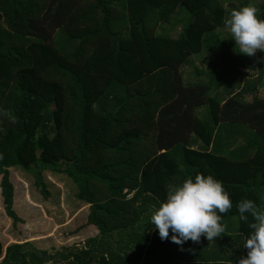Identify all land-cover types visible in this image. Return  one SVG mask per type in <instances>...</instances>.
Wrapping results in <instances>:
<instances>
[{
  "label": "trees",
  "instance_id": "obj_1",
  "mask_svg": "<svg viewBox=\"0 0 264 264\" xmlns=\"http://www.w3.org/2000/svg\"><path fill=\"white\" fill-rule=\"evenodd\" d=\"M237 1L0 0V110L16 117L0 116V195L12 224L13 166L33 173L46 196L44 171L69 177L102 235L122 229L126 190L135 191L133 203L147 189L163 200L177 175L180 183L211 175L233 203L221 222L235 216L247 238L237 204L249 199L264 210V99L256 95L264 61L247 57L257 74L245 78L234 61L242 54L221 30L232 10L249 3L262 18L264 0ZM204 52L222 55V68L182 72ZM197 108L205 115L193 114ZM223 129L242 133L245 143L220 152ZM186 131L201 148L186 143ZM150 135L158 145L146 144ZM94 243L52 254L0 241V264H128Z\"/></svg>",
  "mask_w": 264,
  "mask_h": 264
},
{
  "label": "clouds",
  "instance_id": "obj_2",
  "mask_svg": "<svg viewBox=\"0 0 264 264\" xmlns=\"http://www.w3.org/2000/svg\"><path fill=\"white\" fill-rule=\"evenodd\" d=\"M259 9L249 3L234 9L224 20V26L235 41L234 50L239 54L255 56L264 52V19L259 18ZM12 122L16 117L11 110H0ZM0 155V159H2ZM233 203L221 181L211 175H196L179 184L167 186L166 199L153 212L150 223L158 230L160 239L183 245L187 241L199 243L204 236L209 242L226 232L222 214L228 213ZM239 219L248 223L250 235L243 245L246 257L239 258L238 264H264V210L249 199L237 204ZM249 216L252 222H249Z\"/></svg>",
  "mask_w": 264,
  "mask_h": 264
},
{
  "label": "crops",
  "instance_id": "obj_3",
  "mask_svg": "<svg viewBox=\"0 0 264 264\" xmlns=\"http://www.w3.org/2000/svg\"><path fill=\"white\" fill-rule=\"evenodd\" d=\"M199 109L197 108V110ZM205 111L201 109L197 112L195 110L193 114L204 116ZM221 134L223 141L217 145V148H220V152L222 151L224 154L245 143L242 133L236 135L232 134L229 129H223ZM182 138H185L186 143L191 145L190 147L201 148V140L193 132L187 133L186 131ZM147 140L146 144L149 143L152 147L158 145L154 135H150V139ZM209 148L210 144L207 146V149ZM180 157L177 154L175 158L182 159ZM171 183L179 184V176L177 175ZM74 188L76 189L75 185ZM147 190L149 192L143 193L134 203L130 201L135 194V191H132L133 196L128 197L124 202L128 206V211H121L117 216L122 229L108 233L109 235H102L97 226L87 222L91 204L77 200V203H79L77 209L81 208L82 214L85 216L82 224L83 229L81 228L78 234L67 233L66 236L78 238L80 244L76 246H79L80 249L88 248L87 241L88 243L95 241L96 249L101 250L103 247H107L113 253H119L120 259L123 256V259L127 262L128 258V264H238L240 257H246L247 249L243 247L246 238L242 233L237 232V218L235 216L225 220L226 232L216 240L209 242L202 236L199 243L187 241L181 246L171 242L170 232L169 238L162 241L158 230L151 225L150 218L160 203L166 199V195H163L165 199L161 200L152 195L151 189ZM74 212L73 209L72 213ZM72 217L74 219L75 215ZM96 217L102 219V214H98ZM56 240L58 239L55 238L54 241ZM106 240H109L110 243L106 242L101 246L100 243ZM138 259L139 263H134V260Z\"/></svg>",
  "mask_w": 264,
  "mask_h": 264
},
{
  "label": "rangeland",
  "instance_id": "obj_4",
  "mask_svg": "<svg viewBox=\"0 0 264 264\" xmlns=\"http://www.w3.org/2000/svg\"><path fill=\"white\" fill-rule=\"evenodd\" d=\"M256 1L259 2V0ZM237 2V0H231L232 4ZM225 6L229 7L228 2H225ZM261 17L264 19L263 14H261ZM163 28H166V26L164 25ZM179 30V26H176L171 33L177 34ZM221 32L222 36L225 33L230 34L226 27ZM242 56L243 59L241 60H236V57H234L235 64H238L239 70L244 71V74H249L245 78L254 79L257 69L249 67L250 61L248 62L247 58L249 56L244 54ZM192 58L189 64L182 69L185 74H194L195 69L208 71L211 64H216V70L222 68L223 60L220 54L204 52L202 55L193 56ZM254 60V62L264 61V52L257 51ZM199 78H203V75ZM195 79L193 78L192 82H195ZM209 79L212 84L214 80ZM198 82L196 81V83ZM208 84L210 85V82ZM214 92L212 90L210 94ZM256 95L259 98H264V75L259 80ZM246 98L250 101L248 97ZM201 109L202 111L205 110V108L199 110ZM199 110L196 109L197 112ZM9 178L13 187L11 208L18 217V221L12 224L11 219L5 215V205L0 195V241L3 246L29 242L37 249L48 250L52 254L63 247H79L76 246L80 244L78 238L66 236L67 233H80L85 220L81 208L77 209L79 203L75 198L76 189L69 177L55 174L49 170L44 171L42 182L44 191L48 192V196L43 194V187L36 184L34 174L18 170V166L9 169ZM73 209L74 213H72ZM73 215H75L74 219ZM55 238L58 240L54 241Z\"/></svg>",
  "mask_w": 264,
  "mask_h": 264
},
{
  "label": "built area",
  "instance_id": "obj_5",
  "mask_svg": "<svg viewBox=\"0 0 264 264\" xmlns=\"http://www.w3.org/2000/svg\"><path fill=\"white\" fill-rule=\"evenodd\" d=\"M128 195V197H131L133 195V192L125 191Z\"/></svg>",
  "mask_w": 264,
  "mask_h": 264
}]
</instances>
